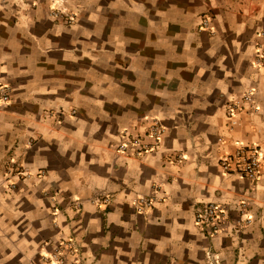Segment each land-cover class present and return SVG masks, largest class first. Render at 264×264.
I'll return each mask as SVG.
<instances>
[{"label":"crops","instance_id":"0c3cea01","mask_svg":"<svg viewBox=\"0 0 264 264\" xmlns=\"http://www.w3.org/2000/svg\"><path fill=\"white\" fill-rule=\"evenodd\" d=\"M260 29L264 0H0V264H47L70 237L83 264H207L209 245L220 264H264ZM154 118L158 140L116 148ZM251 143L256 179L221 169ZM11 160L28 173L6 172ZM207 201L226 212L211 240L193 217Z\"/></svg>","mask_w":264,"mask_h":264},{"label":"built area","instance_id":"2783aa9c","mask_svg":"<svg viewBox=\"0 0 264 264\" xmlns=\"http://www.w3.org/2000/svg\"><path fill=\"white\" fill-rule=\"evenodd\" d=\"M63 13L66 21L71 22L75 13L73 11H67L65 8H54L53 15ZM210 17L202 15L198 28L210 29L209 20ZM256 42L252 51V64L258 68L264 65V30H257L255 33ZM11 88L8 84L0 81V105L6 104L10 100ZM254 89L247 88L241 95V101L250 105L253 102ZM242 107L240 100L228 102L225 106V113L231 119L235 117L236 113ZM235 122V120H232ZM163 130V126L158 119L154 118L151 124L146 126L142 131L136 133H130L123 131L120 135V140L117 143V149L124 152L128 147H134L135 154H140L146 149V143L144 142L145 136H150L155 140H158ZM137 154V155H138ZM262 157V151L256 144H247L239 147L233 154L221 156L218 159V164L221 169L233 175L242 178L256 179L259 175V164ZM12 165L9 166V173L14 172L17 168ZM17 173H28L23 169L16 170ZM153 197L143 198L139 197L136 202V208L141 209L142 205H149L153 202ZM56 208H53V212ZM225 209L222 208L217 202L207 201L201 202L194 206V222L203 231L205 237L211 240L215 237L221 226V221L225 216ZM58 250L57 253H62L63 250L72 249L75 247L74 240L70 238L59 241L55 246ZM60 253V254H61ZM204 257L207 264H220V257L218 253L209 245L204 251ZM71 264H83L81 260L73 259Z\"/></svg>","mask_w":264,"mask_h":264},{"label":"rangeland","instance_id":"374dc122","mask_svg":"<svg viewBox=\"0 0 264 264\" xmlns=\"http://www.w3.org/2000/svg\"><path fill=\"white\" fill-rule=\"evenodd\" d=\"M3 105H5V104H3ZM3 105H0V107ZM51 111L52 110L48 111V109H46L43 112H44V115L45 114L48 115V113H50ZM52 112H57V111L53 110ZM12 163H14L13 166L17 168L16 170H18V168L19 169L21 168V169H23V171H27L21 164H17L16 160H11V161H9V163L6 166V169H5L6 172L10 171V169H8V168L10 165H12ZM16 170H13L14 172H11V173H17V172H15ZM18 174H23L25 176L27 173H18ZM62 240H63V238H61L59 240H55L53 247H52L53 248L52 252H48V254H45V255H42V254L40 255V257L46 258L48 260V261H46L47 264H71V262L73 260V254H74V252H76L77 249H74V250L73 249H67V250L65 249L62 251V253L60 252L61 254L57 253L58 250L55 248V246L58 245L59 241H62ZM70 254H72V255H70Z\"/></svg>","mask_w":264,"mask_h":264}]
</instances>
